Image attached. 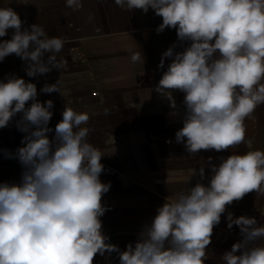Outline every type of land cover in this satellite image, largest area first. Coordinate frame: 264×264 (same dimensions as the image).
Here are the masks:
<instances>
[{"label": "clouds", "instance_id": "9594fccd", "mask_svg": "<svg viewBox=\"0 0 264 264\" xmlns=\"http://www.w3.org/2000/svg\"><path fill=\"white\" fill-rule=\"evenodd\" d=\"M121 9H149L162 18L157 34L174 29L177 42L162 53L165 69L153 91L165 98L182 127L175 141L190 155L228 150L245 142L246 118L264 104V0H114ZM82 9V0H66ZM11 7H0V62L14 54L28 77L60 70L55 54L64 47L38 24L24 27ZM181 47V51H177ZM142 60L139 52L130 57ZM169 61L167 65L165 62ZM40 92H59L58 81ZM182 93L181 106L174 93ZM33 82L8 74L0 80V129L14 118L24 133L16 150H0L22 166L17 182L0 183V264H94L115 253L118 264H205L213 230L233 202L264 194V150L232 154L211 165L207 183L166 198L125 250L103 232L102 151L88 141V113L70 107L53 130L54 103L41 102ZM107 114V112H106ZM54 134L50 136L51 133ZM209 157V161H211ZM201 181L205 169L198 172ZM241 240L223 253L224 264H264V225L255 217H233Z\"/></svg>", "mask_w": 264, "mask_h": 264}, {"label": "crops", "instance_id": "0c3cea01", "mask_svg": "<svg viewBox=\"0 0 264 264\" xmlns=\"http://www.w3.org/2000/svg\"><path fill=\"white\" fill-rule=\"evenodd\" d=\"M82 3V9L73 11L66 7V0H0V7H11L19 14L24 27L38 24L49 37L65 42L55 54L60 70L28 77L25 62L12 54L0 62V80L14 74L35 83L37 99L54 103L49 124L53 130L65 107L88 113L90 119L84 125L90 129L88 141L102 151L101 163L109 169L100 179L111 183L102 198L104 205L112 207L101 217L103 232L110 243L125 250L166 198L188 192L197 182L207 183L212 164L232 154L264 150V104L246 118L244 143L221 152L201 150L190 155L175 141V133L183 126L180 116L173 115L168 101L153 91L165 70L158 67L162 53L178 43L176 31L165 29L157 34L162 18L151 9L146 14L139 9L128 11L114 0ZM11 35L9 30L0 40ZM134 52L141 54L140 62L131 61ZM57 81L60 93L40 92L45 84ZM174 95L182 112L183 94ZM18 118L0 129V150L14 152L21 146L24 133L16 128ZM201 167L205 169L203 181L198 174ZM22 170L18 160L6 159L0 152V183H18ZM263 204L264 194L253 192L228 206L213 230L205 264H224L223 253L241 240L237 226L228 228V213L234 218L255 217L264 225ZM94 264H118V258L115 253L97 255Z\"/></svg>", "mask_w": 264, "mask_h": 264}, {"label": "built area", "instance_id": "2783aa9c", "mask_svg": "<svg viewBox=\"0 0 264 264\" xmlns=\"http://www.w3.org/2000/svg\"><path fill=\"white\" fill-rule=\"evenodd\" d=\"M109 172V169L108 168H105V170H104V172L102 173V174H105V173H108ZM101 174V175H102ZM105 206V208L107 209V210H111L112 209V207L111 206H109V205H104ZM263 208H264V204H263Z\"/></svg>", "mask_w": 264, "mask_h": 264}]
</instances>
